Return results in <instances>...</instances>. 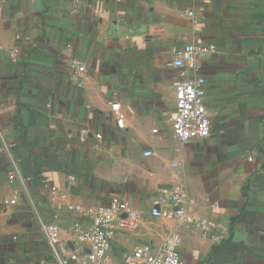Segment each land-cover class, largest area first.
I'll return each instance as SVG.
<instances>
[{"label":"crops","instance_id":"obj_1","mask_svg":"<svg viewBox=\"0 0 264 264\" xmlns=\"http://www.w3.org/2000/svg\"><path fill=\"white\" fill-rule=\"evenodd\" d=\"M70 43L88 67L82 89ZM193 43L211 51L200 74L212 131L181 142L172 63ZM0 131L22 175L0 140V264H56L42 223L70 254V226L90 225L82 210L114 197L142 217L117 233L115 260L176 231L183 264H264V0H0ZM174 192L213 223L205 236L152 215Z\"/></svg>","mask_w":264,"mask_h":264},{"label":"built area","instance_id":"obj_2","mask_svg":"<svg viewBox=\"0 0 264 264\" xmlns=\"http://www.w3.org/2000/svg\"><path fill=\"white\" fill-rule=\"evenodd\" d=\"M193 15V13H191ZM69 58L66 61L71 77L77 89H82L88 74L87 64L75 54L73 44L66 47ZM211 54L210 49L202 44H189L183 50L174 53L172 66L179 71V79L175 82L176 112L173 118V133L181 142L206 140L210 138L212 124L205 103L206 78L200 74V64ZM16 58V54L12 55ZM113 112L117 114V125L125 127V116L119 103H111ZM101 139V135H97ZM0 140L10 156L11 178H20L19 164L11 156L13 145H7L0 131ZM146 157L153 155L147 151ZM28 181L30 179H27ZM15 204L14 201L11 202ZM166 208H154L152 215L169 220H177L183 224H196L204 236L213 223L199 221L189 210L185 195L174 192L162 199ZM84 217L90 220L88 228L75 224L70 226L68 234L74 237L79 249L66 254L70 242H64L60 228L54 223H42V231L47 239L52 259L56 264H183L179 253L181 236L174 231L166 243L161 246L142 244L137 246L120 260L112 257V243L118 232H131L139 229L141 215L131 208L121 197H114L107 206L88 207L82 210ZM40 264H50L43 259Z\"/></svg>","mask_w":264,"mask_h":264}]
</instances>
